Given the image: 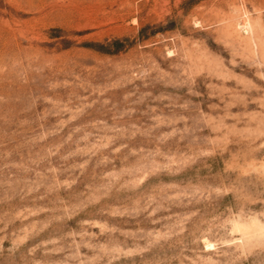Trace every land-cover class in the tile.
Listing matches in <instances>:
<instances>
[{"label":"rangeland","instance_id":"374dc122","mask_svg":"<svg viewBox=\"0 0 264 264\" xmlns=\"http://www.w3.org/2000/svg\"><path fill=\"white\" fill-rule=\"evenodd\" d=\"M0 264H264V0H0Z\"/></svg>","mask_w":264,"mask_h":264}]
</instances>
